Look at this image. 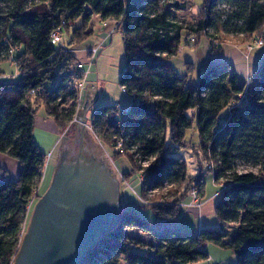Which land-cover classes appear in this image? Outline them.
Segmentation results:
<instances>
[{"label": "trees", "instance_id": "obj_1", "mask_svg": "<svg viewBox=\"0 0 264 264\" xmlns=\"http://www.w3.org/2000/svg\"><path fill=\"white\" fill-rule=\"evenodd\" d=\"M188 1L135 0L130 7L127 0H13L0 10V66L13 51L21 73L16 82H0V154L20 165L15 181L0 168V264L15 263L35 204L44 195L37 191L47 163L34 140L37 112L43 109L62 130L79 102V91L70 86L83 80L77 66L87 61L64 43L52 45L51 35L65 23L63 30H73L72 45L84 43L94 33L89 25L95 15L123 23L126 67L120 86L131 105L123 115L116 106L98 108L92 129L117 150L116 158H126L134 174L145 177V198L169 185L167 197L173 201L154 206L156 218L179 217L190 202V190L197 187L203 193L211 172L226 189L215 208L218 227L199 233L153 232L155 242L145 244L125 230L152 229L129 210L81 264H198L210 259L203 248L208 243L232 250L237 264H264V64L254 90L245 93L229 66L210 68L192 85L195 65L187 64L181 75L170 62L192 35L195 46L219 35L253 42L264 31V0H202L197 23L186 26L176 13L186 11ZM226 111L230 115L222 122ZM194 131L201 159L215 166L208 171L200 159L196 176L177 156ZM240 160L253 163L259 173H238ZM232 224L237 230L229 240Z\"/></svg>", "mask_w": 264, "mask_h": 264}, {"label": "rangeland", "instance_id": "obj_2", "mask_svg": "<svg viewBox=\"0 0 264 264\" xmlns=\"http://www.w3.org/2000/svg\"><path fill=\"white\" fill-rule=\"evenodd\" d=\"M127 1L128 5L131 7L135 0ZM187 3V10L178 12L176 15L179 21L184 25L193 26L197 23L199 14L202 11L203 1L189 0ZM12 5L13 0H0V10L8 9V7H11ZM94 22L96 26L102 24V21L100 22V20H95ZM108 23L114 30L111 32L113 33L112 35H108L109 32L105 34L100 30L95 29L93 35L86 42L79 45H72L71 43L73 30L71 32L66 29L63 30L61 43H64L67 49L75 48L77 50H88L90 51L88 59L92 57L91 51L98 50V53L94 57L93 64L86 66V72L88 74L84 81L75 80L71 83V89L77 90L78 88L80 90L79 102L74 116L65 129L61 130L52 118H47L44 115L43 111L38 110L37 112L34 140L42 153L47 155V163L43 173V179L37 191L40 190L41 193L45 194L50 188L64 158V154H66V162L68 163L75 162L80 156L81 159L86 162L95 159V161L102 164L118 182L119 210L121 217L126 211L135 210L142 219L149 223V228L152 229L150 232L137 229L125 230L139 241L145 244L154 243L155 241L152 237V233L154 231L158 232L160 228L170 227L171 229L169 230L181 233H191L190 231L199 233L205 229H214L218 227L219 220L215 215L214 209L212 210V205H209V202H212L211 198L216 193L221 192L222 188L226 189V185L216 183V186L214 172L206 175V188L203 193L200 192L197 187H193L190 190V202L183 205L185 210L179 217L171 220L159 221L152 208L173 201V198L171 199L170 197H167L169 185L166 184L165 189L162 191L156 190L147 194L145 198L142 195L141 190L145 183V177L142 174H134L126 158H116L115 154L117 150H112L103 144L95 135L92 129V117L98 108L103 106H116L119 113L124 114L123 111L128 109L131 105V99L125 95L120 86L121 75L126 67L125 44L122 34L123 23L121 21H109ZM81 24L82 21H78L77 25L80 26ZM93 28V26H90L91 30L89 29V31H93ZM258 37L262 36L259 35ZM187 45L195 47V43H187ZM15 57L16 55L12 59L10 57L0 66V81L16 82L19 80L21 73L18 64L14 62ZM170 62L176 68L178 73L181 75L186 74V64L195 62V51L192 48H185L183 53L172 58ZM197 73L199 72L196 69L191 79L192 85L197 84L200 79ZM56 84L57 81H54L49 84V87L53 88ZM245 91L246 93L251 92L250 90ZM71 105L72 102H70L66 108L68 109ZM229 115L230 112L226 111L222 115L221 121L226 122ZM186 141L189 143L187 149L178 150L177 156L183 157L187 161L189 174L196 176L200 171L201 160L203 161V159H201L203 158V155L200 154L199 147L195 146L200 142L198 132L194 131L189 133ZM202 163L204 169L208 171L214 170L215 166L213 163L206 162L205 160ZM209 166H212V169H209ZM235 169L240 174L249 172L258 174L260 171V169L255 167L253 163H249L245 160L236 162ZM10 178H12V175L8 174L7 179L11 180ZM194 190L198 193L196 202L193 200L192 195ZM203 203L208 204V207L202 210L201 215L195 216L188 214L185 219L187 225L183 227V217L187 210L195 209L194 211H198L196 209H200L201 211ZM32 215L29 219L28 228L30 226ZM236 230V224L229 226V240L232 239L231 236ZM203 248L204 251L209 254L210 259L198 264H237V257L232 250H227L213 243H208L204 245ZM142 252L145 251L143 250Z\"/></svg>", "mask_w": 264, "mask_h": 264}, {"label": "water", "instance_id": "obj_3", "mask_svg": "<svg viewBox=\"0 0 264 264\" xmlns=\"http://www.w3.org/2000/svg\"><path fill=\"white\" fill-rule=\"evenodd\" d=\"M120 222L118 182L95 159L68 163L64 154L14 264H81Z\"/></svg>", "mask_w": 264, "mask_h": 264}, {"label": "crops", "instance_id": "obj_4", "mask_svg": "<svg viewBox=\"0 0 264 264\" xmlns=\"http://www.w3.org/2000/svg\"><path fill=\"white\" fill-rule=\"evenodd\" d=\"M95 20H100V22L102 21L99 16L95 15L89 25V29L90 26H93L94 27L92 29L93 31L96 29V30H100L105 34L109 32L108 35L113 34L111 32H113L114 30L111 25H109L108 28L103 29L102 24L100 26L95 25L94 22ZM261 36L264 38V31L263 34H261ZM213 41L214 42L216 41L219 44V48L217 50L212 49ZM249 43L250 42H247L245 40L244 36L233 37V36L219 35L214 40H208L206 38H203L201 39L200 43L195 47H192V45H186L183 47L182 53L184 52L185 48H192L195 51V62L191 64H194L195 68L198 70L199 73L197 74L199 75V78H201L205 74V72H207L210 68L214 66H229L231 72L235 73L238 76L241 87L244 88L245 90L253 91L258 79L260 69L264 64V47L249 52L246 49V45H248ZM68 50L70 51L72 50L73 54L77 56L80 60L82 59L88 61L89 58L88 55H90V51L85 49L77 50L75 48ZM187 64H186V72H187ZM0 82H5V81H0ZM40 110L43 111V109ZM126 111L127 109H125L123 113H125ZM0 168L4 169L7 172L6 178L8 174L9 175L11 174L12 175V178H10L11 180L15 181L18 179L20 172V165L16 161L0 154ZM223 191L224 188H222L221 192L216 193L211 198L212 202H209L210 203L209 205H212L213 207L212 210L214 209L215 211L217 204L219 203V201L223 196ZM204 204L205 203L202 204L201 211L200 209H196L198 211H194L195 209L187 210L185 216L183 217L184 219L183 227L187 225L185 219L188 216V214L195 216L201 215L202 210L208 207V204L205 205ZM169 229L171 228L170 227L160 228L158 232H165V231L176 232L174 230H169ZM190 232H195V231H190Z\"/></svg>", "mask_w": 264, "mask_h": 264}, {"label": "built area", "instance_id": "obj_5", "mask_svg": "<svg viewBox=\"0 0 264 264\" xmlns=\"http://www.w3.org/2000/svg\"><path fill=\"white\" fill-rule=\"evenodd\" d=\"M109 21H103L102 22V26L103 28H108L109 27ZM65 26V23L62 24V27L58 28L57 30H55L52 35H51V43L52 45L56 46V45H59L61 44V39H62V35H63V27ZM188 43L190 44H193L195 43V36H191L190 38H188ZM264 47V38L263 37H256L253 42L249 43L248 45H246V49L247 51L249 52H252L254 51L255 49H259V48H262ZM219 48V44L215 41H213V44H212V49L214 50H217ZM181 52V50H180ZM98 53V50H95V51H91V55L92 57L90 59H88L87 63H80L78 66H77V71H82L83 72V80L85 79L86 75L88 74L86 72V66L87 65H90V64H93V60H94V57L95 55ZM10 57L11 59L14 57V52L11 51L10 52ZM67 74V73H66ZM77 91H79L80 93V90L77 88ZM34 94V93H32ZM123 115V114H121ZM209 169H212V166H209ZM45 177V175H44ZM193 200L196 202L197 201V196H198V193L194 190L193 191Z\"/></svg>", "mask_w": 264, "mask_h": 264}]
</instances>
